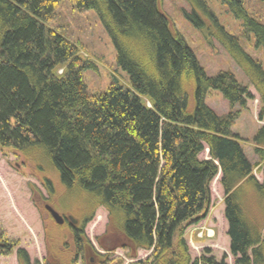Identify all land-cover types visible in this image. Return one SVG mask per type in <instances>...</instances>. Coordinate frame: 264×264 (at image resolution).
<instances>
[{
  "label": "trees",
  "instance_id": "obj_1",
  "mask_svg": "<svg viewBox=\"0 0 264 264\" xmlns=\"http://www.w3.org/2000/svg\"><path fill=\"white\" fill-rule=\"evenodd\" d=\"M61 1L0 0V151L28 160L41 156L76 200L63 215L82 223L75 230L51 217L45 223L50 264H85L88 248L104 260L117 249L128 250L132 260L139 250L152 251L133 264H228L208 249L193 260L184 238L210 204V185L219 173L233 264H264V127L253 139L254 164L232 130L241 114L234 108L246 109L254 98L249 86L259 95L258 118H264L261 62L244 50L240 37L216 24L212 35L249 86L231 72L210 77L161 0H69L81 13L98 14L130 78L129 88L114 82L90 93L83 72L91 64L48 28ZM222 1L245 20L244 35L254 32L257 46H264V24L249 16L241 0ZM193 21L197 28L205 25L197 14ZM211 90L229 101L227 114L205 103ZM205 150L209 159L200 158ZM44 185L47 202H54V188ZM101 207L108 212L100 239L108 240L101 245L106 254L85 234ZM14 252L19 264H41L0 231V256Z\"/></svg>",
  "mask_w": 264,
  "mask_h": 264
},
{
  "label": "rangeland",
  "instance_id": "obj_2",
  "mask_svg": "<svg viewBox=\"0 0 264 264\" xmlns=\"http://www.w3.org/2000/svg\"><path fill=\"white\" fill-rule=\"evenodd\" d=\"M241 1L249 16L264 24V0ZM161 6L171 19L174 28L191 47L208 76L215 77L221 72H231L238 82L249 86L247 76L216 36L212 35L217 31L216 24L240 37L244 50L260 61L264 68V46H257L254 32L244 35L245 20L237 18L222 0H161ZM196 14L205 23L201 28H197L194 24L193 16ZM48 28L57 31L75 44L82 59L91 64V67L83 72L90 93L103 92L114 82L124 88L130 87L129 75L118 63L116 46L95 11L81 13L69 0H62ZM249 87L254 98L248 102L246 109L242 110L239 106L234 108L241 110V114L232 130L240 136V143L248 159L254 164L258 162V158L253 139L258 130L264 127V118L262 121L258 118L259 95L253 87ZM205 103L220 115H225L231 110L229 101L218 90L209 91ZM200 158L210 157L205 150ZM29 159L16 153L0 151V231H4L10 239L18 240L20 247L29 254L32 263L39 261L41 264H50L44 224V221L47 223L50 219L44 220L46 211L39 203L41 198L46 202L48 201L46 198H51L44 182L49 183V186L55 190L54 202L47 203L52 204L61 215L72 209L76 200L73 193L69 194L66 187L61 184L57 172L41 156L34 155ZM255 176L260 182L263 180L262 174H259L257 169ZM220 179L221 173L210 185V204L201 218L188 225L184 238L193 260L200 258L208 249L218 261L226 258L228 264H233L234 257L230 252L228 223L224 216V192ZM107 225L108 212L101 207L96 211L93 220L85 226V234L101 254L105 251L99 241L106 233ZM151 253L152 251L139 250L138 259L132 260L128 256V250L117 249L109 258L121 260L122 264H133L140 260L145 261ZM0 264H19L16 252L10 256H0Z\"/></svg>",
  "mask_w": 264,
  "mask_h": 264
},
{
  "label": "flooded vegetation",
  "instance_id": "obj_3",
  "mask_svg": "<svg viewBox=\"0 0 264 264\" xmlns=\"http://www.w3.org/2000/svg\"><path fill=\"white\" fill-rule=\"evenodd\" d=\"M48 199H50V198L49 197L46 198V200H48ZM39 203L42 204L44 209L46 210V215H44L45 216L44 220L48 219V218L50 219V217L52 218L51 214L46 209V206H48V205L53 208L52 204L47 203L44 198L39 199ZM70 216L71 215H62V217L64 218V222L61 224V226H65L66 225V229H68V230H70V229L71 230L79 229L82 226V223H80L79 221L74 223L73 221H71L69 219ZM44 222L46 223V221H44ZM99 243H100V245H102V243L103 244H107L108 240L107 239H103L102 242L99 241ZM115 251H117V250H115ZM47 252H48V250H47ZM104 254H106V252ZM47 255H49V253ZM91 255H92L91 248L90 249L88 248V259L89 260L87 259V262L85 264H122V261L121 262L119 261V263H116L118 260H110V258H107L106 260H104V259H100V258H97V257H93ZM78 262L83 264V262L81 260H79Z\"/></svg>",
  "mask_w": 264,
  "mask_h": 264
},
{
  "label": "water",
  "instance_id": "obj_4",
  "mask_svg": "<svg viewBox=\"0 0 264 264\" xmlns=\"http://www.w3.org/2000/svg\"><path fill=\"white\" fill-rule=\"evenodd\" d=\"M46 209L48 210V212L51 214L53 220L56 222V224L61 225L64 222V218L62 217V215L60 213H58L54 208H52L51 206H46ZM71 221H73L74 223H76L77 221L74 219L73 216H70L69 218Z\"/></svg>",
  "mask_w": 264,
  "mask_h": 264
},
{
  "label": "crops",
  "instance_id": "obj_5",
  "mask_svg": "<svg viewBox=\"0 0 264 264\" xmlns=\"http://www.w3.org/2000/svg\"><path fill=\"white\" fill-rule=\"evenodd\" d=\"M143 251V250H142ZM147 252V251H146ZM150 252V251H149Z\"/></svg>",
  "mask_w": 264,
  "mask_h": 264
},
{
  "label": "bare ground",
  "instance_id": "obj_6",
  "mask_svg": "<svg viewBox=\"0 0 264 264\" xmlns=\"http://www.w3.org/2000/svg\"><path fill=\"white\" fill-rule=\"evenodd\" d=\"M204 241V240H203Z\"/></svg>",
  "mask_w": 264,
  "mask_h": 264
}]
</instances>
